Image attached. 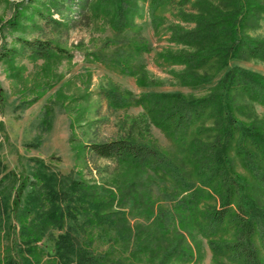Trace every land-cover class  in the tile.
I'll use <instances>...</instances> for the list:
<instances>
[{
	"label": "rangeland",
	"instance_id": "obj_1",
	"mask_svg": "<svg viewBox=\"0 0 264 264\" xmlns=\"http://www.w3.org/2000/svg\"><path fill=\"white\" fill-rule=\"evenodd\" d=\"M178 1L154 10L153 0H0V264H79L57 253L59 236L67 231L98 264H230L214 257L209 240L187 225L189 218L181 222L176 207L183 196L174 198L179 192L172 181H151L148 187L140 171L90 150L93 144L121 139L147 143L167 153L192 178V166L139 104L142 97H202L235 68L264 76V62L234 59L220 72L212 65L198 71L211 77L210 82L184 86L187 68L165 57L191 51L172 41L173 28H194L181 12L197 10ZM246 32L264 39V20ZM26 41L48 42L54 50L40 56L26 48ZM123 65L135 75L125 74ZM111 92L122 100L115 103ZM233 98L238 121L264 131V106L240 92H233ZM201 137L196 141L203 144ZM230 157L236 173L249 183L251 196L264 206V193L243 166L235 144ZM37 171L56 175L61 193L68 181L97 187L102 195L113 193L117 199L112 210L124 208L123 219L117 228L94 226L73 211L77 218L69 219L65 230L44 234L29 251L23 240L29 232L24 234L22 227L34 216H19L16 202L22 190L23 200L38 184ZM126 197L128 204L120 208L118 201ZM131 199L141 205L149 201V214ZM61 201L65 209L66 202L72 203L63 194ZM217 205L218 199L204 198L199 208ZM162 227L167 232L161 233ZM223 239L230 236L221 235ZM175 252L189 253L192 259H177Z\"/></svg>",
	"mask_w": 264,
	"mask_h": 264
},
{
	"label": "trees",
	"instance_id": "obj_2",
	"mask_svg": "<svg viewBox=\"0 0 264 264\" xmlns=\"http://www.w3.org/2000/svg\"><path fill=\"white\" fill-rule=\"evenodd\" d=\"M175 1L153 0L152 9L169 6ZM187 4L193 5L197 13L181 12V16L195 27L188 30L174 27L172 41L189 47L191 51L165 57L167 62L187 68L181 79L184 86L197 87L210 82L211 77L198 72L210 65L220 72L234 59L264 62V39L252 38L246 32L264 20V0L178 1L181 7ZM25 46L40 56L54 50L52 44L42 41H26ZM122 70L125 74L135 75L126 65ZM233 92L247 95L251 102L264 106V76L235 68L202 97L179 93L152 94L144 95V102L139 103L154 116L158 127L192 166V178L167 153L147 143L121 139L93 144L90 150L98 158L117 160L140 171L148 187L151 181H172L179 192L174 198L183 196L176 207L181 222L189 218L187 225L209 240L216 259L227 258L230 264H264V206L251 196L249 183L236 173L230 157L235 144L243 166L264 193V131L258 125L238 121L234 114ZM108 96L115 103L122 100L114 92ZM197 136L205 138V143L197 142ZM35 174L38 184L23 200L22 190L16 202L17 209L21 208L17 211L19 216H34L28 225L22 227L24 234L29 232L30 237L27 235L23 239L29 251L44 234L53 229L65 230L68 220L77 218V213L72 215L73 211L83 215L88 225H113V228H117L118 220L125 215L123 206L128 204V197L118 201L123 209L117 212L112 210L117 199L113 193L102 195L97 187L82 181H68L66 191L61 193L56 175L43 171ZM62 194L74 204L72 209L69 208L72 203L65 201L66 209L62 205ZM204 198L218 199L219 205L201 210L199 206ZM131 200L149 214V201L147 204L143 201L141 205L139 200ZM164 230L167 229L162 227L160 232ZM221 235H229L230 239L221 240ZM121 237L126 238V234L121 233ZM56 249L64 260L74 257L79 264H98L89 249L74 243L68 231L59 236ZM172 255L183 261L192 259L189 253L175 252Z\"/></svg>",
	"mask_w": 264,
	"mask_h": 264
}]
</instances>
